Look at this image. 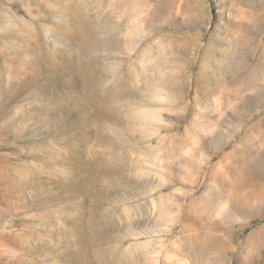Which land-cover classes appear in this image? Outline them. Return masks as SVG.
Listing matches in <instances>:
<instances>
[{"label":"rangeland","instance_id":"obj_1","mask_svg":"<svg viewBox=\"0 0 264 264\" xmlns=\"http://www.w3.org/2000/svg\"><path fill=\"white\" fill-rule=\"evenodd\" d=\"M0 264H264V0H0Z\"/></svg>","mask_w":264,"mask_h":264}]
</instances>
